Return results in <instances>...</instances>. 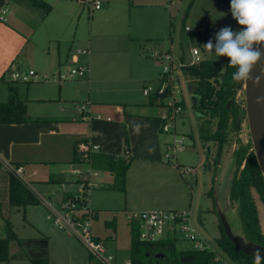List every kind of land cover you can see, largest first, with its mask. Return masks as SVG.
Masks as SVG:
<instances>
[{
  "label": "rangeland",
  "instance_id": "obj_1",
  "mask_svg": "<svg viewBox=\"0 0 264 264\" xmlns=\"http://www.w3.org/2000/svg\"><path fill=\"white\" fill-rule=\"evenodd\" d=\"M20 1L29 7L33 13L39 16L45 15V12L41 9L30 8L28 0ZM49 1L52 9L49 17H58L61 35L66 41L71 39L76 25H78V32L82 33V36H86L88 21H90L93 29L102 26L98 21V17L107 3H102L101 11H93L91 2L95 0H83L80 3L77 0H72L73 4L70 2L64 4L61 0ZM110 4L112 7L115 4L119 9L118 12L126 14L124 37L128 40L133 39L134 45H140L142 48L140 58L134 55L131 57L132 79L145 78V81H143L145 86L149 85L155 90L162 76L163 68L169 67L171 68L170 75L177 81L178 95L176 98L183 102L182 112L177 118L175 132L177 135L185 137V149L178 152L175 158L163 161L173 167L176 177L182 183L174 180L170 174L168 175V171L171 170H166V180L145 182L141 186V192L142 194L151 193L148 201L156 202V205H162V207L156 208L157 210L167 211L180 206H182L180 207L182 211L190 210L192 227L196 229L200 237L210 247L217 250L215 240L220 236L219 213L223 214L231 232L240 235L238 204L236 202L231 203L228 199L235 163L232 153L240 146L248 145L250 138L246 120H244L236 133L229 134L215 171L213 167L210 169L205 168V149L198 136L201 121L197 118L195 108L190 104L187 80L181 71V65L195 63L192 50H196L199 60H216L220 62L222 68L225 67L226 58L208 55L203 46L208 42L203 40V30L205 25L220 18L226 21L224 27L230 26L234 30L238 29V24L231 16L230 0H113ZM64 9H67V11L63 12ZM79 12L82 13V18L78 22L77 14ZM134 22H136V27L133 26ZM184 28H187L188 31H184ZM42 29L37 30L35 33V37L38 39L42 38L40 36ZM136 29L137 33L135 32ZM142 37L147 38L146 41H143ZM209 39L214 40V35ZM153 55L155 57H152ZM166 57L170 58L171 63L165 60ZM32 71L38 76H44V74H40L35 70ZM27 72L26 70L24 73H19L26 75ZM47 77L48 81L13 82V86L17 87V96L26 100V110L29 114L38 118H43L50 113L53 114L57 107V104L49 101V98L53 96V91L57 92L51 84L54 79L50 74ZM143 82H135L130 84L129 87L127 86L131 91L130 94H127L128 96L125 94V99L136 100L139 103L147 100L142 94ZM6 95V88L1 87V102L6 101ZM235 103L239 110L244 109L243 88L237 91ZM150 109V112L154 114H160L162 111L160 106H154ZM170 138L171 134H168L167 139ZM208 146L211 152L214 153L215 146ZM176 165L179 168H190L192 171L181 176L175 168ZM72 167L73 169L77 168L75 165ZM33 168L37 176L29 178L28 176L32 171H24V177L28 179L32 189L45 199H49L47 194L40 192L37 185L31 181L41 180L43 177L45 178L54 173L58 168H64L66 171L64 177L66 181L62 185L57 184L58 188L65 189L66 192H71L73 195L81 191L79 183L76 182V177L68 175L70 169L68 163L37 164ZM80 169L86 170V167L82 166ZM130 172L131 169L128 171L127 177H129ZM106 180L111 181L113 184V178L105 171L100 172L97 177L91 179L96 187L90 188L85 194L88 203H90L92 192L105 191L106 188L101 187V183L103 185ZM210 192H212V195ZM112 193L116 203L122 202L123 194L115 190ZM130 193L132 194V192ZM252 195L257 209L261 233L264 235V204L255 192H252ZM53 198L58 203L61 195H55ZM112 213H114L112 207L110 210L105 209L98 212V221L92 220L93 232L104 239L103 243L107 248V252L115 256L111 264H128L130 263V229L124 215L116 213L117 218L115 219L112 217ZM47 216L46 208L38 203L37 205L26 206L23 209L12 210L3 222L0 219V237L5 236L6 222H8L13 233L19 239L18 242L13 243L15 247H10L9 261L0 264H29V259L37 256H47L50 264H86L88 262V254L79 242L74 238H68L65 231L55 228L52 222L47 219ZM113 221L116 223L115 227L114 224L104 226V222L112 223ZM58 239H62V241L60 242ZM172 239L176 250H190L191 245L184 241V235L177 233L172 236ZM226 262L227 264H233L227 260Z\"/></svg>",
  "mask_w": 264,
  "mask_h": 264
},
{
  "label": "crops",
  "instance_id": "obj_2",
  "mask_svg": "<svg viewBox=\"0 0 264 264\" xmlns=\"http://www.w3.org/2000/svg\"><path fill=\"white\" fill-rule=\"evenodd\" d=\"M41 1L48 2L50 6L49 0ZM61 1L64 4L74 3L72 0ZM77 1L80 3L83 0ZM112 1H104L103 3L107 5L103 10L101 5L98 10H102L98 17L102 26L93 29L88 21L86 36H82L76 25L71 39L66 41L61 35L58 17H49L52 11L51 6L49 12L39 16L20 0H0V15L2 11H6L5 22L0 23V78L13 72L24 73L26 70H35L40 74L52 75L54 80L51 84L57 91L56 93L53 91V96L49 98L50 102L57 104L53 114L38 118L29 114L27 110V116L32 120L31 122L20 125H0V162L6 161L14 166L23 167L24 171H32L29 178L37 176L33 170L37 164L68 163L70 165L68 175L73 176L72 166H77V164H74L72 160L76 146L81 142L98 146L99 151L96 154L125 159L128 162V168L124 179V190L119 191L124 195L122 202L114 201L111 181L106 180L103 185L101 183V187L106 188L105 191L91 193L88 206L94 214L93 219L97 221L98 212L105 209L110 210L111 207L114 209L111 215L115 219L117 218L116 213H121L125 217L126 212L160 211L156 208L162 205L148 201L151 193L142 194L141 186L148 181L166 180V170H171L168 171V175L170 174L174 180L182 183L176 177L173 167L163 162L162 146L171 138L167 139L168 134L160 131L158 120L160 114L150 112V108L154 106H149L147 100L139 103L136 100L125 99V96L130 94L131 90L128 88L130 84L145 81V78L134 80L131 75V57L134 55L140 58L142 48L140 45L135 46L133 39L128 40L124 37L126 14L118 12L119 9L115 4L112 7L110 4ZM29 5L30 8H34L30 2ZM65 11L67 9L63 10ZM81 18L82 13L79 12L78 22ZM133 26L136 27V22ZM41 28H43L40 33L42 38L38 39L35 33ZM135 32L137 33V29ZM141 39L146 41L147 38L142 37ZM79 50L86 51V53L78 54ZM79 65L87 68L83 78L64 82L56 81L57 74H65L69 68ZM1 87L7 90V100V84L1 83L0 89ZM144 87H146L145 82L142 84V89ZM80 105L85 107L84 116L88 117L87 121L80 119L78 113ZM97 116L100 120L96 119ZM136 125H140L138 131ZM124 136L128 143L126 153ZM130 169L131 172L127 177ZM56 170L41 180L31 182L49 198L61 195L59 201H62L73 194L58 188L57 184L62 185L66 181L64 180L66 171L64 168ZM0 205L1 222L7 219L12 210H18L9 208L8 175L2 168H0ZM180 207L167 211H182ZM106 224L104 222V226ZM112 225L115 227L116 223L113 221ZM128 227L131 229L129 225ZM93 235L104 241L94 232ZM67 237L72 238L69 235ZM58 241L61 242L62 239ZM13 243L10 244L11 248L15 247ZM107 254L112 255L108 252ZM37 257L44 258L43 256ZM87 257L86 264L97 263L89 255ZM45 259H48L47 263L50 264L47 256Z\"/></svg>",
  "mask_w": 264,
  "mask_h": 264
},
{
  "label": "trees",
  "instance_id": "obj_3",
  "mask_svg": "<svg viewBox=\"0 0 264 264\" xmlns=\"http://www.w3.org/2000/svg\"><path fill=\"white\" fill-rule=\"evenodd\" d=\"M36 9L45 13L50 11V6L41 0H29ZM240 26L238 25V29ZM237 29V30H238ZM181 71L187 81H190L193 94L199 97L198 106L195 108L197 118L201 121L198 136L204 145L205 168L218 165L221 151L229 134L236 133L245 120L244 109L239 110L235 103V96L243 83L232 80L235 68L228 66L222 68L219 61L201 60L190 65H181ZM8 87V98L0 101V125H20L31 122L27 116L26 103L17 96V87L9 75L0 78V84ZM168 95V90L162 95L156 92L147 98L149 106H162L161 101ZM124 150L128 151L127 138L124 136ZM208 145L215 146L214 153ZM235 158L228 199L231 203L238 204L240 235L255 244L264 247V235L261 233L257 209L252 192L264 204V181L252 152L251 143L240 146L233 151ZM72 162L77 165H89L99 172H108L113 178V189L124 190V179L128 162L116 156L102 154H89L82 158L77 151L74 152ZM0 168H2L0 162ZM8 174V173H7ZM212 195V192H210ZM38 201L32 191L25 187L17 178L8 174V205L10 208H25L37 205ZM113 223V222H112ZM112 223H107L111 226ZM220 236L215 240L217 249L233 264H255L254 257L240 253L225 237L219 224ZM19 239L13 233L11 225L6 222L5 236L0 238V263L8 262L12 242ZM174 240L167 239L156 243H143L138 239L137 229H130V263L129 264H214L213 254L209 251L195 252L191 250H176ZM30 264H48L45 258L29 259ZM99 264V263H98ZM261 264L264 262L261 261Z\"/></svg>",
  "mask_w": 264,
  "mask_h": 264
},
{
  "label": "built area",
  "instance_id": "obj_4",
  "mask_svg": "<svg viewBox=\"0 0 264 264\" xmlns=\"http://www.w3.org/2000/svg\"><path fill=\"white\" fill-rule=\"evenodd\" d=\"M106 0H95L91 2L92 9L95 11L100 10L102 3ZM6 11H2L0 15V23L5 22ZM184 31H188L184 28ZM78 54H85L86 51L79 50ZM192 56L195 57V63L200 62L198 52L192 50ZM155 57V55H154ZM166 61L171 63L170 58L166 57ZM87 68L83 65L71 68L65 74H57L56 81L64 82L71 79H80L85 76ZM171 68L164 67L162 76L159 80L158 86L155 90L149 85L144 87L142 94L148 98L153 93L162 95L168 90V95L161 101L162 111L159 115L160 131L163 134H171V139L163 146L162 158L168 161L175 158L178 152L185 149V137L175 133L177 118L182 112L183 102L177 99V81L170 75ZM10 80L13 82L28 83L33 80L47 81V75L38 76L33 71H28L26 75H21L19 72L10 74ZM84 105L78 107L80 119L87 121L88 117L84 116ZM100 120V117H96ZM109 121V119H107ZM77 153L82 158H87L89 154L98 153V146L91 145L88 142H81L76 146ZM2 169L17 178L25 187L32 191L38 203L43 205L48 213L49 219L55 228L65 231L70 237L76 239L79 244L84 248L87 254L99 264H111L113 256L107 254L105 244L102 240L94 237L92 232V220L94 217L93 212L89 209L88 202L85 199V194L90 188L96 187L91 182V179L99 175V171L92 169L89 165H84L86 170H81V165L72 170V175L76 177L81 191L77 194L70 195L58 203L53 197L49 199L43 198L40 194L36 193L28 179L24 177V168L14 166L13 164L2 161ZM179 174L187 175L192 170L186 167L177 165ZM34 175V173H33ZM190 210L187 211H132L125 213V221L130 227H134L138 232V239L143 243H156L162 242L167 239H172V236L180 233L184 235V241L188 242L191 251L206 252L209 251L213 254L214 264H227L228 259L217 249L210 247L209 244L200 237L194 227H192L190 220Z\"/></svg>",
  "mask_w": 264,
  "mask_h": 264
},
{
  "label": "clouds",
  "instance_id": "obj_5",
  "mask_svg": "<svg viewBox=\"0 0 264 264\" xmlns=\"http://www.w3.org/2000/svg\"><path fill=\"white\" fill-rule=\"evenodd\" d=\"M230 11L240 28L222 27L203 46L209 56L226 58L228 66L235 68L232 80L244 83L252 78L256 65L264 62V0H230ZM135 127L138 131L140 125ZM262 260L264 254L257 250L255 264Z\"/></svg>",
  "mask_w": 264,
  "mask_h": 264
},
{
  "label": "water",
  "instance_id": "obj_6",
  "mask_svg": "<svg viewBox=\"0 0 264 264\" xmlns=\"http://www.w3.org/2000/svg\"><path fill=\"white\" fill-rule=\"evenodd\" d=\"M208 24L203 30V40L208 41ZM245 120L256 159L258 169L264 181V62L256 65L252 71V78L243 83ZM187 90L190 95V104L196 108L199 97L193 94L190 81H187ZM219 224L227 240L243 255L254 257L257 250L264 254V247L245 241L241 235L231 232L223 214L219 213ZM45 258V257H44ZM264 262V260H262Z\"/></svg>",
  "mask_w": 264,
  "mask_h": 264
},
{
  "label": "flooded vegetation",
  "instance_id": "obj_7",
  "mask_svg": "<svg viewBox=\"0 0 264 264\" xmlns=\"http://www.w3.org/2000/svg\"><path fill=\"white\" fill-rule=\"evenodd\" d=\"M226 21L223 18L216 19L213 23L208 24V36L211 37L212 35H215V33L224 25Z\"/></svg>",
  "mask_w": 264,
  "mask_h": 264
}]
</instances>
